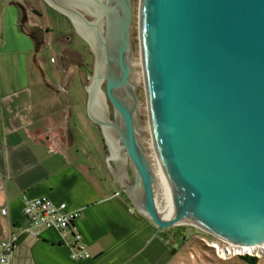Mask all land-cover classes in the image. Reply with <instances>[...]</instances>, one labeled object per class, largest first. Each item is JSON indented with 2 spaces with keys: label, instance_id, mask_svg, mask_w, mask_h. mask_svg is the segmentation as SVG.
<instances>
[{
  "label": "water",
  "instance_id": "water-1",
  "mask_svg": "<svg viewBox=\"0 0 264 264\" xmlns=\"http://www.w3.org/2000/svg\"><path fill=\"white\" fill-rule=\"evenodd\" d=\"M44 1L93 56L86 116L101 132L108 164L130 166L134 182L124 189L135 210L157 233L187 225L235 246L264 245V0H141L146 96L168 220L157 209L137 128L131 0Z\"/></svg>",
  "mask_w": 264,
  "mask_h": 264
},
{
  "label": "crops",
  "instance_id": "crops-1",
  "mask_svg": "<svg viewBox=\"0 0 264 264\" xmlns=\"http://www.w3.org/2000/svg\"><path fill=\"white\" fill-rule=\"evenodd\" d=\"M36 3L0 0V242L19 236L11 264H171L157 242H167L165 232L125 192L127 166L108 164L105 146L85 144L84 118L73 117L68 99L74 70L64 37L50 43ZM40 197L80 212L78 243L55 230L26 233L24 204ZM80 246L89 257L74 261Z\"/></svg>",
  "mask_w": 264,
  "mask_h": 264
},
{
  "label": "rangeland",
  "instance_id": "rangeland-1",
  "mask_svg": "<svg viewBox=\"0 0 264 264\" xmlns=\"http://www.w3.org/2000/svg\"><path fill=\"white\" fill-rule=\"evenodd\" d=\"M36 3V13L34 14L35 20L48 28L50 37V43L54 36L63 37L72 36L73 40L71 45L68 46L72 51H76L87 62H90V57L88 55L87 45L78 37L73 34L70 24L67 22L66 17L59 14L43 0H37ZM41 3L43 4L41 6ZM140 5L141 0H131L132 6V22L130 28L131 36V56H130V66L132 70L131 79L135 85V96L138 100L137 106V128L140 133V144L146 155V158L150 164V167L155 175V183L158 181L156 177V172L158 169L157 160L155 157V152L152 144V135L149 119L148 101L146 96V85L142 62V52H141V38H140ZM89 21L91 19L86 17ZM54 55H57V51L52 49ZM81 56L73 62V65L78 66L83 63ZM67 61V60H66ZM68 63V61H67ZM74 70L72 75L71 84L68 88V99L70 102L73 117H77L78 114L83 116V127L82 137L85 140V144L92 148H96L103 151V138L99 128L92 124L86 116V93L84 86L88 85L87 78L78 71H75V67L71 66ZM89 68V67H87ZM80 75V78L78 76ZM104 89V86H103ZM109 113L112 115V109L109 106ZM128 173L126 174L130 180V185L133 184L134 179L130 169L127 165ZM155 193L157 194V188H155ZM165 232V238L167 242L163 244L158 240L160 246H162L165 251L164 260L171 264H246L240 258H233L228 261L218 260L212 250L208 249L202 242L201 239L209 241L211 237L200 232L199 230L192 228L187 225L180 227L170 228ZM164 238V237H163ZM171 251H168V248ZM163 260V261H164ZM256 264H264V257L257 259Z\"/></svg>",
  "mask_w": 264,
  "mask_h": 264
},
{
  "label": "built area",
  "instance_id": "built-area-1",
  "mask_svg": "<svg viewBox=\"0 0 264 264\" xmlns=\"http://www.w3.org/2000/svg\"><path fill=\"white\" fill-rule=\"evenodd\" d=\"M1 215H7L6 209L1 211ZM23 216L28 225L26 233L31 236L38 235L42 230H55L63 236H71L76 243L81 240V236L74 226L75 221L80 218L81 214L78 211L73 212L68 210L66 204H56L46 197L27 200L24 204ZM18 240V235L9 233L8 237L0 242V264H11ZM201 242L208 249L212 250L214 256L221 261L245 256L256 259L264 257V251L260 249H256L252 253L240 252V249L243 247L235 246L212 237L209 241L201 239ZM88 257L83 246L79 247L78 253L71 255V259L74 261L87 259Z\"/></svg>",
  "mask_w": 264,
  "mask_h": 264
},
{
  "label": "bare ground",
  "instance_id": "bare-ground-1",
  "mask_svg": "<svg viewBox=\"0 0 264 264\" xmlns=\"http://www.w3.org/2000/svg\"><path fill=\"white\" fill-rule=\"evenodd\" d=\"M64 1H69L71 3H73V0H64ZM75 2V1H74ZM78 30L85 35L88 39H90L93 44H94V37L92 35V33L86 29H84L83 27H81L80 25H77ZM97 101V99H96ZM154 149V147H153ZM155 152V150H154ZM156 157V154H155ZM157 160V157H156ZM157 164H158V169L156 172V177H157V182L154 184V189L157 188V194L155 193L156 196V206L157 209L159 211V214L161 215V217L164 220H168L169 219V211L171 209L170 206V200H169V195H168V190H167V184H166V179H165V174L163 172V169L161 168V166L158 163L157 160ZM256 249H260L262 251H264V245L262 246H258L257 248H251V247H243L242 249H240V252H249L252 253L254 250Z\"/></svg>",
  "mask_w": 264,
  "mask_h": 264
},
{
  "label": "flooded vegetation",
  "instance_id": "flooded-vegetation-1",
  "mask_svg": "<svg viewBox=\"0 0 264 264\" xmlns=\"http://www.w3.org/2000/svg\"><path fill=\"white\" fill-rule=\"evenodd\" d=\"M67 22L70 24V27L73 31V34L75 36H77L75 33H74V30L72 28V25L70 23V21L66 18ZM64 37V36H63ZM63 57L68 61V64L70 66H74L75 67V71H78L79 74H83L86 78L87 76L91 73L92 71V64H93V56L90 54V52L88 51V55L90 57V62L87 64V62H85V60L83 59V57L81 56V54H79L78 52L76 51H72L70 49V47L68 48L69 45H71L72 43V40H73V35L72 36H65V38H63ZM69 44V45H68ZM80 57L83 59V63L79 64L78 66H75L73 65V62L77 59V57ZM64 59V60H65ZM74 60V61H73ZM89 67V68H87ZM78 74L79 78H80V75ZM85 87V86H84ZM112 118V116H111Z\"/></svg>",
  "mask_w": 264,
  "mask_h": 264
},
{
  "label": "trees",
  "instance_id": "trees-1",
  "mask_svg": "<svg viewBox=\"0 0 264 264\" xmlns=\"http://www.w3.org/2000/svg\"><path fill=\"white\" fill-rule=\"evenodd\" d=\"M90 55V54H89ZM97 127V126H96ZM98 128V127H97ZM241 260H243L246 264H256L257 259L256 258H250V257H239Z\"/></svg>",
  "mask_w": 264,
  "mask_h": 264
}]
</instances>
